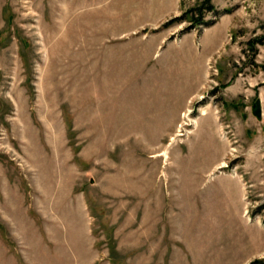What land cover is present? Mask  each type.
<instances>
[{"label":"rangeland","instance_id":"374dc122","mask_svg":"<svg viewBox=\"0 0 264 264\" xmlns=\"http://www.w3.org/2000/svg\"><path fill=\"white\" fill-rule=\"evenodd\" d=\"M204 1L0 0V264H264V0Z\"/></svg>","mask_w":264,"mask_h":264},{"label":"trees","instance_id":"16d2710c","mask_svg":"<svg viewBox=\"0 0 264 264\" xmlns=\"http://www.w3.org/2000/svg\"><path fill=\"white\" fill-rule=\"evenodd\" d=\"M204 5H206V6H204V8L207 9L208 11L214 10V5L212 4V0H205ZM202 16H204L203 12L198 14V16L195 13H193L192 18L190 20L192 22L191 25H197V24L201 23V20L204 19ZM182 18L183 17L181 16L180 19H182Z\"/></svg>","mask_w":264,"mask_h":264},{"label":"water","instance_id":"95a60500","mask_svg":"<svg viewBox=\"0 0 264 264\" xmlns=\"http://www.w3.org/2000/svg\"><path fill=\"white\" fill-rule=\"evenodd\" d=\"M261 100H260V98H258L257 100H256V102H255V104H254V112H255V114L258 116V117H261V114H262V112H261Z\"/></svg>","mask_w":264,"mask_h":264}]
</instances>
